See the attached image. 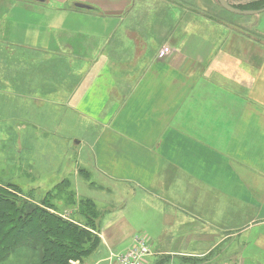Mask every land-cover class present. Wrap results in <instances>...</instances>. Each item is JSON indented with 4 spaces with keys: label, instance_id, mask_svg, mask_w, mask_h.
<instances>
[{
    "label": "crops",
    "instance_id": "1",
    "mask_svg": "<svg viewBox=\"0 0 264 264\" xmlns=\"http://www.w3.org/2000/svg\"><path fill=\"white\" fill-rule=\"evenodd\" d=\"M0 5V72L43 134L38 179L55 177L39 183L66 175L102 206L95 264L136 234L147 264H264V46L196 0Z\"/></svg>",
    "mask_w": 264,
    "mask_h": 264
},
{
    "label": "rangeland",
    "instance_id": "2",
    "mask_svg": "<svg viewBox=\"0 0 264 264\" xmlns=\"http://www.w3.org/2000/svg\"><path fill=\"white\" fill-rule=\"evenodd\" d=\"M228 1L234 6L245 8H253L262 5V2L264 3V0ZM196 5L204 14L220 20L223 19L222 21L226 20L228 26L233 27L235 31L249 34L248 36L253 42L259 43L261 48L264 46V11L258 14H235L223 9L217 0H196ZM7 9V5H0V14L3 15V11ZM2 58L0 55V64L6 62H2ZM5 58L7 64L16 66L19 54L16 51L14 55L9 57L7 55ZM47 74L49 72L43 73L44 76ZM18 80L17 72L10 71L8 77L6 72H0V186L21 199L28 200V202L41 205L42 200L48 201L46 204L48 206L52 204L56 214H60L67 220L74 221L79 225L89 227L93 231L92 235L97 237L102 218L101 213L103 214L101 205L90 198L78 200L79 197L75 196L72 184L65 178L66 175L60 177V179L64 178V181L60 183H39V181H54L55 177L38 179L34 160L39 156L35 153L33 145L40 138H43V134L38 137L35 135V119L27 112L28 110L26 111L20 105L24 98L20 95L17 96L22 91L18 85ZM47 120L49 121V119ZM51 128L55 130L54 126ZM69 209H72L74 213L65 214V211ZM146 234L148 235V233ZM94 245L93 250L81 260L76 259L70 263L95 264L97 260L100 261L103 256L98 255V252L102 245L100 243H94ZM161 249L162 247H157L154 254L157 255V252H162ZM208 250L210 251L209 248L203 249L204 252H208ZM206 254L209 253H204L203 256ZM156 257L152 258L151 264H161L163 256L158 254ZM39 260V250L26 246L18 248L0 264H38Z\"/></svg>",
    "mask_w": 264,
    "mask_h": 264
},
{
    "label": "trees",
    "instance_id": "3",
    "mask_svg": "<svg viewBox=\"0 0 264 264\" xmlns=\"http://www.w3.org/2000/svg\"><path fill=\"white\" fill-rule=\"evenodd\" d=\"M236 7L259 9L264 3L253 8ZM46 202H28L0 186V262L27 246L39 250L38 264H71L90 253L94 243L101 244L99 234L96 237L89 227L56 214L53 205Z\"/></svg>",
    "mask_w": 264,
    "mask_h": 264
},
{
    "label": "built area",
    "instance_id": "4",
    "mask_svg": "<svg viewBox=\"0 0 264 264\" xmlns=\"http://www.w3.org/2000/svg\"><path fill=\"white\" fill-rule=\"evenodd\" d=\"M170 52V48L164 46L159 51L160 57H165ZM151 243L141 235L134 236V244L127 250L111 254V258L116 264H147V258L152 254Z\"/></svg>",
    "mask_w": 264,
    "mask_h": 264
},
{
    "label": "water",
    "instance_id": "5",
    "mask_svg": "<svg viewBox=\"0 0 264 264\" xmlns=\"http://www.w3.org/2000/svg\"><path fill=\"white\" fill-rule=\"evenodd\" d=\"M38 1H44V0H38ZM217 2L220 4V6L223 9L235 14H258L264 11V7L259 9H241L239 7L232 5L228 0H217ZM76 6L79 8L89 7L88 5L83 3H76Z\"/></svg>",
    "mask_w": 264,
    "mask_h": 264
}]
</instances>
